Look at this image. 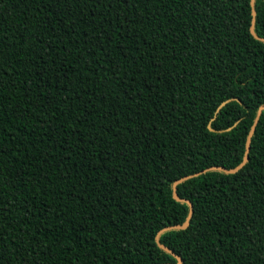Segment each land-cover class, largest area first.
Listing matches in <instances>:
<instances>
[{"label":"trees","instance_id":"trees-1","mask_svg":"<svg viewBox=\"0 0 264 264\" xmlns=\"http://www.w3.org/2000/svg\"><path fill=\"white\" fill-rule=\"evenodd\" d=\"M262 106L264 0H0V264H264Z\"/></svg>","mask_w":264,"mask_h":264},{"label":"water","instance_id":"water-1","mask_svg":"<svg viewBox=\"0 0 264 264\" xmlns=\"http://www.w3.org/2000/svg\"><path fill=\"white\" fill-rule=\"evenodd\" d=\"M251 32H252V34H253L255 37H257L256 34H255V32H254V29H253V28H252ZM257 38H258V37H257ZM230 101H231V100H228V101H226V102H223V103L220 105V107H219L218 110H220L224 105H226V104L229 103ZM263 110H264V106H262V107L260 108V110H259V112H258V116L261 114V111H263ZM256 122H257V120L255 121L254 126H253V128H252V130H251V133H250V135H249V139H248V142H247V151H246L245 159L248 158V154H249V150H250V146H251V144H250V139H251V137H252L253 134H254ZM210 130H212V129L210 128ZM220 170H223V171L228 172V173H235V172H237L238 169H234V170H231V171H227V170H225V169H220ZM200 174H201V173H197V174H195V175H193V176H190V177L184 178L183 180H180V181L176 182L175 185H174V197H175L177 200H180L179 197H178V195H177V193H176V190H175V189H176L175 187H176L180 182L185 181V180H187V179H189V178H192V177H196V176H198V175H200ZM182 201H184V200H182ZM184 202H187V203L190 205V208L192 209V204H191L190 202H188V201H184ZM188 226H189V220H187V222H186L183 226H175V227L168 228V229H185V228H187ZM168 229H166V230H168ZM178 264H182L181 260L178 261Z\"/></svg>","mask_w":264,"mask_h":264}]
</instances>
